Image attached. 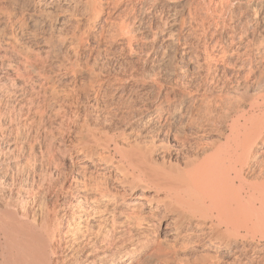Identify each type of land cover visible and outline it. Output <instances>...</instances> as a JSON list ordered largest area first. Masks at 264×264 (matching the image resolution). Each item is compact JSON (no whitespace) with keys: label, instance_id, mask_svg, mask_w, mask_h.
Listing matches in <instances>:
<instances>
[{"label":"bare ground","instance_id":"bare-ground-1","mask_svg":"<svg viewBox=\"0 0 264 264\" xmlns=\"http://www.w3.org/2000/svg\"><path fill=\"white\" fill-rule=\"evenodd\" d=\"M122 1L0 0V264H264V37L257 33L248 46L240 44L252 32L253 24L264 22V0H248L251 5L245 17L237 15L242 0H187L182 13L177 14V10L170 15L171 27H177L178 33L162 30L166 49L179 43L187 16L184 12L193 14L192 7H209L213 22L224 27L228 18L236 21L224 45H218V33L213 45L202 47L201 61H190L201 72L199 82L193 79H197L196 87L192 84L194 89L188 88L186 80L182 82L188 87L178 83L182 69L176 59L170 90L158 96L157 103L151 102L150 110H136L135 95L125 94L121 105L130 110L129 130L115 128L117 125L108 130L106 125L103 138L102 132L82 119L81 127L74 126L75 114L69 110L66 124L64 117L60 118L65 126L61 145L55 143L57 132L50 130V120L60 117L61 105L71 109L80 96L71 91L81 86L72 76L74 79L68 81L72 88L66 90L60 76L66 69L74 70L80 49L92 46L95 61L109 40L122 39L130 48L144 44H138L141 40L137 37H141L135 34V13L115 17ZM135 1L141 12L163 0ZM70 10L74 28L63 33L62 25L68 20L62 13ZM56 41L67 59L55 57ZM174 48L179 50V46ZM161 80L157 78L156 83L162 84ZM95 84L96 80L84 84L85 101H100ZM18 92L21 95L11 102V95ZM34 134L42 138L48 160L42 163L48 166L39 184L26 189L23 184L31 149L28 136L31 139ZM9 140L11 146L7 147ZM111 202L118 209L110 212L111 220H104L106 224L111 221V229L121 228L122 241L117 250L106 251L95 247L90 231L94 227L90 228L89 221H97L99 216L95 204Z\"/></svg>","mask_w":264,"mask_h":264},{"label":"rangeland","instance_id":"rangeland-1","mask_svg":"<svg viewBox=\"0 0 264 264\" xmlns=\"http://www.w3.org/2000/svg\"><path fill=\"white\" fill-rule=\"evenodd\" d=\"M164 1V2H163ZM163 1H161L160 3H158V4H155V5H153V6H151L150 7V9H149V7L148 8H146L145 10H143V11H141L140 12V9H139V4H138V2L137 1H135L134 0V2L133 1H126V0H123L122 2H121V4L119 5V10H116V15H115V17L116 18H118V17H121L122 15H124V13H127V12H130V13H132V15L134 16V13H135V21H136V23L137 24H139V25H137L136 23L134 24V29L136 30V27H137V30L135 31V34H137L136 36H139V34H140V39L137 37V39L138 40H141V41H138V44H140L141 42L142 43H144V44H140V45H138V46H136L135 48L133 47V48H130L128 45H127V43L124 41H121L122 39H119V38H117V39H115V40H109V43H107V47L105 48V47H103L102 48V50H101V52H100V54L97 56L98 57V60H97V57H96V59H95V61H93V58L92 57H94L95 55H96V53L93 55V53H92V46H90V45H86V47H83V49H80V51H79V57H78V63H77V65L75 66V68H74V70H69V69H66V70H64L63 72H64V74H63V72H62V74H61V76H60V79H61V86H62V88H64V89H66V90H69L70 89V87L72 88V86L71 85H69L70 83V81L71 80H73L74 79V77H76L77 78V80L81 83H79V85H81L79 88H77L76 90L74 89L73 91H71V93H76V94H78V95H80V96H82V97H80V96H77V99H75V101H73L72 102V107H71V109H69L68 108V105H61V108H60V117H58V118H56L55 119V117L54 118H52V120H50L51 122H50V125H51V123H52V125L50 126V130L51 131H53V133H55V132H57V133H55L54 134V136L56 137L55 138V143L57 144V145H61V142H62V136H63V132H64V128H65V126L63 125V124H66V119H67V116L69 115V112L70 111H72L73 110V114H75V116H74V118H73V121L75 122V125L74 126H76L77 124V128H79V127H81V123H84V122H86V123H88L89 125H90V127L91 128H96L98 131H100V132H102V136H103V138H105V128H106V125H108L107 126V128L106 129H115V128H120V127H123V128H126V129H130V127L132 126V124L130 123L131 122V118H130V116H131V114H130V110H128L126 107L124 108L123 107V105H121L122 104V102H123V98H124V96H126L125 94H128V93H133V95H135L134 96V98H133V106L135 105V106H137L136 108H135V106H134V108L136 109V110H139V108H140V110H142V111H148V110H150L151 109V107L155 104V103H157V101H158V99L157 98H159L158 96H162V94L166 91V90H170L169 88H171V85H170V81H169V78H170V75H171V72L173 71V68H174V65H173V63L174 62H176V61H174V60H176L177 59V62H178V68H179V64H180V69L179 70H181L182 71V74H181V72H180V78H179V81H178V83L180 84V85H185V86H187L186 84H188V88H190L191 86H193L194 85V87H196V85L198 84L197 82H196V80L199 82L200 80V78H201V72L199 71V69H197V68H193L192 67V65H191V63H190V61H193V62H196L197 60L200 62L201 61V59H202V57H203V49H204V47L205 46H211V44L213 45L214 43H212V41L213 42H215V40L219 37V40H220V42H219V44L218 45H224L225 43H226V36H228V34L229 33H231L232 34V32L235 30V23H236V21H235V19L233 18V20H231L230 18H228L227 20H226V23H225V27H224V24L223 23H217V22H213L214 21V19H213V17H212V14H213V12H212V10L211 9H209V7H206L205 5H202L201 7H198L200 10H202V11H200L198 8V10H199V12H200V14L198 15V13L199 12H197L198 10L197 9H194V7H192V12H193V14H189L188 12H184V14H187V16L185 15V24H184V26H183V29H182V32H180V36H181V38H180V41H179V43H176V45H174V46H179V50L176 52L175 51V48H174V46H172L171 48H169V49H166L164 46H165V44L162 42L163 41V34H164V31H166V30H171L172 29V32L173 33H178L177 31H179L178 30V28L177 27H171V24H170V20H171V18H172V16H170V15H173V13H177L176 11L178 10V13L177 14H180V13H182V9H184V6H185V4H186V2H187V0H163ZM168 1V2H167ZM195 3H197V2H199L198 0H193ZM192 1V2H193ZM247 1V2H246ZM242 0V4H241V11L239 12V11H237V15L239 16V13H242L243 14V17H245V15H247L248 13V10H246L247 9V7L249 6V5H251V1H248V0ZM127 2V4H125ZM129 2V3H128ZM131 3V4H130ZM167 4V5H166ZM131 5V6H130ZM133 5V6H132ZM193 6H194V4H192ZM130 6V7H129ZM155 6V7H154ZM170 8H169V7ZM175 6H176V8H178V9H176L175 8ZM183 6V7H182ZM121 7V8H120ZM123 7V8H122ZM128 7V8H127ZM159 7V8H158ZM174 7V8H173ZM186 7V6H185ZM243 7V8H242ZM133 8H136V10H137V12H136V10H133ZM153 8H154V10H153ZM157 10H156V9ZM245 8V9H244ZM121 9V10H120ZM128 9H130V10H128ZM175 9V10H174ZM206 9V10H205ZM124 10V11H123ZM153 10V11H152ZM165 10L167 11V12H165ZM195 10V11H194ZM211 10V11H210ZM119 11V12H118ZM146 11V12H145ZM161 11V12H160ZM244 11V12H243ZM121 12V13H120ZM156 12H158V13H156ZM170 14H169V13ZM204 14V15H202V13ZM70 13V14H69ZM137 13H138V16L136 17V15H137ZM151 13V14H150ZM153 13V14H152ZM197 13V14H196ZM155 14V15H154ZM160 14V15H159ZM167 14H169V15H167ZM188 14L190 15V16H188ZM194 14H196L195 16H196V18L199 20H197L196 18H195V16H194ZM210 16H209V15ZM242 14H240V16H242ZM245 14V15H244ZM72 15H73V12L70 10V11H64V13H62V16L64 17V18H66L68 21V24H67V22L64 24L65 25V28H64V25H62V29H61V31L63 32V33H65V32H67V31H69V30H72L73 28H72V26H74V19L72 18ZM152 15V16H151ZM169 16V18L167 17V16ZM193 15V16H192ZM199 16V18H198V16ZM201 15V16H200ZM204 16V17H203ZM143 17V18H142ZM158 17V18H157ZM159 17H160V19H159ZM164 17V18H163ZM202 17L204 18V20L202 19ZM207 17V18H206ZM212 17V18H211ZM158 20H157V19ZM165 18H167V20L165 19ZM186 18H187V20H186ZM190 20H189V19ZM140 19V20H139ZM162 19V20H161ZM209 19V20H208ZM150 20V21H149ZM161 21V22H158V21ZM165 22H164V21ZM194 21V22H192V21ZM203 20V21H202ZM212 20V23H210V21ZM205 21V22H204ZM209 21V22H208ZM71 22V23H70ZM156 22L157 23H159V24H156ZM167 22H169L168 23V25L166 24ZM201 22H204V24L203 23H201ZM207 22H208V24H207ZM229 22V23H228ZM148 23V24H147ZM163 23H165V24H163ZM195 23V24H194ZM205 23H206V25H205ZM210 23V24H209ZM215 23V24H214ZM162 24V25H161ZM193 24V25H192ZM230 24V25H229ZM157 25H158V27H157ZM199 25H201V26H199ZM209 25V26H208ZM216 25V26H215ZM222 25V26H221ZM254 25V27H255V30H254V27L252 28V32H250L249 33V35H248V37L246 36V38L245 37H243V40L241 41V46H248V44H250L251 43V39H252V35H256V36H258L257 35V33L259 34V36H262V37H264V22H262V24L261 23H259L258 25H256V24H253ZM69 26V27H68ZM136 26V27H135ZM154 26H156L155 28H154ZM161 26V27H160ZM162 26H164V27H162ZM192 26V27H191ZM195 26H197V27H195ZM217 26H219V27H217ZM227 26H228V28H227ZM232 26V27H231ZM169 27V28H168ZM185 27V28H184ZM191 28V30H190V28ZM216 27V28H215ZM232 28V30L233 31H231V28ZM263 27V28H262ZM139 28V29H138ZM162 28V29H161ZM195 29V31H194V29ZM198 28V29H197ZM201 28H203V29H200ZM210 28V29H209ZM211 28H213V29H211ZM219 28V29H218ZM67 29V30H66ZM164 29V31H162ZM208 29V30H207ZM214 29H215V31H214ZM226 29V30H225ZM229 29V30H228ZM257 29V30H256ZM259 29H263V30H259ZM66 30V31H65ZM196 30H197V32H196ZM199 30V31H198ZM207 30V31H206ZM221 30V31H220ZM228 30V31H227ZM259 30V31H258ZM151 31H152V34H151ZM184 31V32H183ZM187 32V34H185L186 32ZM193 33H192V32ZM204 31H205V33H204ZM219 31V32H218ZM260 31H262V32H260ZM162 32V33H161ZM200 33V35H199V33ZM207 32V33H206ZM214 32V33H213ZM158 33L159 34H161V35H158ZM190 33V34H189ZM196 33V34H195ZM219 33V34H218ZM223 35H222V34ZM252 33V34H251ZM156 34V35H155ZM207 34V35H206ZM216 36H215V35ZM219 36H218V35ZM146 35V36H145ZM150 35V36H149ZM184 35V36H183ZM189 35V36H188ZM192 35V36H191ZM143 36V37H142ZM204 36V37H203ZM218 36V37H217ZM150 39H149V38ZM208 37V39L206 40V38ZM224 37V38H223ZM251 37V38H250ZM144 38H147V39H144ZM158 38H159V40H158ZM185 38V39H184ZM198 38H199V40H198ZM209 38H210V40H209ZM213 38V39H212ZM249 39V41H248V39ZM182 39H184L185 40V42H184V40H182ZM187 39V40H186ZM201 39V40H200ZM224 39V40H223ZM40 40V39H39ZM42 40V39H41ZM40 40V41H41ZM120 41V42H119ZM182 41V42H181ZM198 41V42H197ZM203 41V43H201ZM224 41V42H223ZM114 42H116V43H114ZM140 42V43H139ZM149 42H150V44H149ZM193 42H194V44H193ZM207 42V43H206ZM208 42H210V44L208 43ZM244 42H246V43H244ZM120 43H122V44H120ZM159 43V44H158ZM196 43H197V45H196ZM153 44V45H152ZM157 44V45H156ZM163 44V45H162ZM180 44H182V45H180ZM184 44V45H183ZM201 44V45H200ZM244 44V45H243ZM110 45H112V46H110ZM117 45V46H116ZM145 45V46H144ZM147 45V46H146ZM148 45H150V46H148ZM192 45V46H191ZM200 45V46H199ZM57 46V47H56ZM58 46H60V47H58ZM140 46H141V48H140ZM142 46L144 47L143 49H142ZM159 46V47H158ZM190 46V47H189ZM204 46V47H203ZM138 47V48H137ZM185 47V48H184ZM202 47H203V49H202ZM54 48L56 49L55 51H54V55H56L55 57H57V58H59V59H63L64 57L67 59L68 58V56L65 54V52H64V50H61V44H60V42L59 41H56L55 42V46H54ZM85 48V49H84ZM111 48V49H110ZM149 48V49H148ZM187 48V49H186ZM60 49V50H59ZM104 49V50H103ZM128 49H130V50H128ZM145 49V50H144ZM156 49V50H155ZM186 49V50H185ZM189 49H191V50H189ZM200 51H199V50ZM81 50H83V51H81ZM88 50V51H87ZM140 50H141V52H140ZM157 50H158V52H157ZM167 50V51H166ZM195 50V51H194ZM87 51V52H86ZM103 51H105V53H103L102 54V52ZM139 51V52H138ZM142 51H143V53H142ZM154 51V52H153ZM159 51H160V53H159ZM189 51H190V53H189ZM192 51H194V52H192ZM202 51V52H201ZM83 54H82V53ZM161 52H163V53H161ZM180 52V53H179ZM184 52V53H183ZM186 52H188V53H186ZM192 52V53H191ZM197 52H198V54H197ZM201 52V53H200ZM1 54H3V51L2 52H0ZM62 53H64V54H62ZM112 53V54H111ZM169 53V54H168ZM179 53V54H178ZM183 53V54H182ZM60 54V55H59ZM89 54V55H88ZM153 54H155V55H153ZM188 54H190V55H188ZM192 54V55H191ZM202 54V55H201ZM105 55H106V57H105ZM110 55V56H109ZM143 55V56H142ZM162 55V56H161ZM178 55V56H177ZM180 55V56H179ZM199 55H201V56H198ZM60 56V57H59ZM62 56V57H61ZM85 56V57H84ZM92 56V57H91ZM158 56V57H157ZM167 56V57H166ZM169 56V57H168ZM182 56L184 57V59L182 58ZM191 56V58L190 59H188L189 57ZM83 57V58H82ZM101 57H105L104 59L102 58L101 59ZM111 57V58H110ZM181 57V58H180ZM86 60H85V59ZM92 58V59H91ZM150 58V59H149ZM179 58V59H178ZM185 58H187V59H185ZM100 59V60H99ZM152 59V60H151ZM183 59V60H182ZM194 59V60H193ZM82 60H84L85 62H83ZM88 60H90L89 62H88ZM97 60V61H96ZM102 60V61H101ZM111 60V61H110ZM161 60V61H160ZM188 61V62H187ZM108 62V63H107ZM167 62H169V63H167ZM184 63V65H183V63ZM83 63H85V65L83 64ZM90 63V64H89ZM103 63H105V64H103ZM120 63V64H119ZM145 63V64H144ZM161 63V64H160ZM165 63V64H164ZM171 63V64H170ZM189 63V64H188ZM87 64V65H86ZM103 64V65H102ZM137 64V65H136ZM97 65V66H96ZM99 65L102 67V68H100L99 67ZM105 65V66H104ZM125 65V66H124ZM155 65H156V67H155ZM159 65V66H158ZM182 65V66H181ZM187 65V66H186ZM86 66V67H85ZM89 66V67H88ZM96 66V67H95ZM141 66V67H140ZM99 67V68H98ZM103 67H105V68H103ZM132 67V68H131ZM170 67V68H169ZM192 67V68H191ZM89 68V69H88ZM95 68H97V70H94ZM114 68V69H113ZM158 68V69H157ZM184 68H186V70L187 71H183V70H185ZM101 69V70H100ZM103 69V70H102ZM111 69V70H110ZM157 69V70H156ZM169 69H171V70H169ZM86 70V71H85ZM89 70V71H88ZM92 70V71H91ZM105 70V71H104ZM142 70V72H140ZM147 70V71H146ZM150 70V71H149ZM192 71V72H194V73H191L190 71ZM194 70V71H193ZM83 71V72H82ZM90 71L92 72V73H95L94 75L96 76H102L101 77V79H100V77L98 76H94L92 73H90ZM100 71V72H99ZM120 71V72H119ZM156 71V72H155ZM189 71V72H188ZM230 70H228V72H229ZM67 72V73H66ZM97 72H99V73H101V74H99V73H97ZM137 72V73H136ZM140 72V73H139ZM144 72H145V74H144ZM69 73V74H68ZM81 73H82V75H81ZM117 73V74H116ZM130 73V74H129ZM143 73V74H142ZM159 73V74H158ZM186 73H188V74H186ZM193 74V75H191V74ZM196 73V74H195ZM66 74V75H65ZM86 74V75H85ZM89 75V77H87L88 75ZM90 74H91V76H90ZM111 74V75H110ZM126 74H128V75H126ZM133 74H134V76H135V74H136V76L134 77L133 76ZM139 76H138V75ZM149 74V75H148ZM151 74V75H150ZM153 74V75H152ZM164 74V75H163ZM166 74V75H165ZM169 74V75H168ZM184 74V76L185 77H183L182 75ZM189 74H190V76H189ZM79 75V76H78ZM103 75H104V77H103ZM144 75V76H143ZM148 75V76H147ZM157 75V76H156ZM199 75V76H198ZM72 76H74V77H72ZM85 76V77H84ZM94 76V77H93ZM120 78H119V77ZM154 76H156V77H154ZM164 76H166L165 77V79H164ZM190 77V79H189V77ZM68 77V78H67ZM79 77V78H78ZM181 77H182V80H180L181 79ZM197 78V79H195V81L193 80L194 78ZM199 77V78H198ZM69 78H70V80H69ZM72 78V79H71ZM88 78H89V80H88ZM107 78V79H106ZM129 78V79H128ZM135 78V79H134ZM141 78H144V79H141ZM149 78V79H148ZM153 78V79H152ZM157 78H160V79H163V81H162V84H157L156 83V79ZM66 79V80H65ZM84 81H82V80ZM97 79H100L99 80V82H98V80ZM146 79V80H145ZM149 81H148V80ZM152 79V80H151ZM91 80H96V86L100 89V97H99V99H100V101L97 99V100H90V101H85L84 100V84H87V83H89V81H91ZM110 80V81H109ZM121 80V81H120ZM141 80V81H140ZM153 80H154V82H153ZM184 80H186L187 82H186V84H184L185 83V81ZM189 80H190V84H189ZM192 80V81H191ZM68 82V84H67V82ZM88 81V82H87ZM109 81V82H108ZM120 81V82H119ZM169 82V84H168V82ZM184 83H183V82ZM113 84V87H112V84ZM114 82V83H113ZM119 82V83H118ZM140 82V83H139ZM151 84H150V83ZM167 84H166V83ZM193 82H195V84L193 83ZM64 83H66L67 85H65ZM99 83V84H98ZM116 83H117V85H116ZM123 83V84H122ZM182 83V84H181ZM83 84V85H82ZM117 86H115V85ZM122 84V85H121ZM148 84V85H147ZM193 84V85H192ZM101 85V86H100ZM119 85H121V86H119ZM151 85V86H150ZM154 85H155V87H154ZM105 86H106V89H105ZM125 86V87H124ZM116 87V89H114ZM133 87V88H132ZM145 87V88H144ZM160 87V88H159ZM167 87V88H166ZM194 87H192V88H190V89H194ZM69 88V89H68ZM123 88V89H122ZM157 88V89H156ZM119 89V90H118ZM81 90V91H80ZM77 91H79V92H77ZM83 91V92H82ZM129 91V92H128ZM150 91V92H149ZM157 91V92H156ZM162 91V92H161ZM102 92H104V93H102ZM121 92V93H120ZM124 93V95H123V93ZM128 92V93H127ZM136 92H138V93H136ZM155 92L157 93V94H155ZM102 93V94H101ZM114 93V94H113ZM136 93V94H135ZM113 96H111V95ZM118 94V95H117ZM120 94H121V96H123V97H121L120 96ZM139 94V95H138ZM19 95H21V92H18V93H16V94H12L11 95V97L12 98H10V100H11V102H14L18 97H19ZM101 95H102V97H104L105 95V97H104V99L101 97ZM109 95L111 96V97H109ZM141 95V96H140ZM115 96L117 97V98H115ZM17 97V98H16ZM107 97V98H106ZM119 97L121 98L120 100H119ZM136 97H138V98H136ZM105 101H103V103L101 102L102 101V99ZM114 98V99H113ZM135 98H136V100H137V104H135ZM150 98V99H149ZM152 98V99H151ZM108 99H110L109 101H111V102H109L108 101ZM117 99V100H116ZM14 100V101H13ZM116 100V101H115ZM113 101H115V102H113ZM83 102V103H82ZM87 102V103H86ZM89 102V103H88ZM91 102V103H90ZM109 102V103H108ZM118 102V103H117ZM139 102V103H138ZM154 103L153 105H152V103ZM94 103V104H93ZM100 104V106H99V104ZM108 103V104H107ZM115 103V104H114ZM120 103V104H119ZM74 104V105H73ZM103 104V105H102ZM111 104H112V106H111ZM91 105V106H90ZM108 105V106H107ZM117 106V108L115 107V106ZM121 105V106H120ZM78 106V107H77ZM84 108H83V107ZM94 106V107H93ZM107 106V107H106ZM141 106V107H140ZM147 106V107H146ZM86 107V108H85ZM89 107V109H87ZM101 107V108H100ZM111 109H110V108ZM116 109H115V108ZM120 107V108H119ZM144 107H145V109H144ZM149 107H150V109H149ZM65 108H67V109H65ZM79 109V111H81V112H79L78 111V109ZM83 108V109H82ZM94 108V109H93ZM119 108V109H118ZM138 108V109H137ZM76 109V110H75ZM81 109V110H80ZM144 109V110H143ZM70 110V111H69ZM75 110V111H74ZM89 110V111H88ZM90 110H92L93 112H91ZM97 110V111H96ZM106 110H108V111H106ZM114 110V111H113ZM86 111V112H85ZM95 111H96V113H95ZM110 111H111V113H112V115L115 113V115H111V113H110ZM123 111H124V113H123ZM126 111V112H125ZM77 112V113H76ZM79 112V113H78ZM88 112V113H87ZM106 112V113H105ZM121 112V113H120ZM62 113V114H61ZM65 113V114H64ZM66 113H67V115H66ZM81 113V114H80ZM90 113V114H89ZM99 115H98V114ZM100 113H102V114H100ZM121 114V115H119V114ZM89 114V115H88ZM125 116H124V115ZM126 114H128L127 116H126ZM103 117H102V116ZM119 115V116H118ZM130 115V116H129ZM81 116V117H80ZM98 118H97V117ZM122 116V117H121ZM123 116H124V118H123ZM63 118L64 119V123L62 124V122H61V120H60V118ZM116 117H121V118H116ZM126 117H128V118H126ZM89 120H88V119ZM91 118H93L92 119V121H91ZM94 118H96L97 120H94ZM103 118V119H102ZM113 118V119H112ZM80 119H82V120H80ZM99 119V120H98ZM102 119V121H100ZM128 121H127V120ZM57 120V121H56ZM77 120H79V121H77ZM106 120V121H105ZM113 120H114V122H113ZM119 120V121H118ZM122 120V121H121ZM124 120H126V121H124ZM67 122H68V119H67ZM91 122V123H90ZM93 122V123H92ZM95 122V123H94ZM99 122V123H98ZM103 122H104V124L105 125H103ZM105 122H107V123H105ZM116 122V123H115ZM54 123V124H53ZM120 124V126H118V124ZM130 123V124H129ZM98 124V125H97ZM113 124V125H112ZM121 124H123L122 126H121ZM57 125V126H56ZM59 125V126H58ZM104 127H103V126ZM112 127H111V126ZM117 125V126H116ZM130 125V126H129ZM102 126V127H101ZM116 126V127H115ZM58 127V128H57ZM75 127V128H76ZM115 127V128H114ZM102 128V129H101ZM57 129V130H56ZM60 129H63V130H60ZM128 129V130H129ZM76 130V129H75ZM82 130V131H81ZM80 131L81 132H84L85 131V129H81ZM61 131V132H60ZM61 133V135H59ZM58 134V135H57ZM58 136V137H57ZM59 136H60V138H59ZM57 138H59V140L57 139ZM102 138V137H101ZM37 140V143L35 142V141ZM10 142H9V144H8V142H7V147H8V145H10L11 146V140H9ZM30 141V144H31V149H30V155H28V165H29V167H28V165H27V170H26V175H27V179H26V181H25V183L28 185V186H26V184L24 183L23 185L25 186V188L26 189H30V188H32V187H36V185H38L39 184V182L41 181V178H42V176L44 175V173H45V171H46V169H47V166H48V164H44V163H42V162H45V163H48V162H46V161H48L47 160V156H46V153H45V151H43L44 149V145H43V141H42V138L40 137V136H38V134H34V136L30 139V137L28 136V142ZM40 141V142H39ZM33 142V143H32ZM35 143V144H34ZM38 143L40 144L41 143V145H38ZM33 146V147H32ZM36 146H38V147H36ZM41 146V147H40ZM39 149L38 151H37V149ZM43 149V150H42ZM36 150V152H34ZM44 153H43V152ZM36 153V154H35ZM40 153H42V155L40 154ZM42 156H40V155ZM44 154V155H43ZM29 156H31V157H29ZM39 157V158H37V157ZM45 156V157H44ZM44 160H43V159ZM45 158H46V160H45ZM41 159V160H40ZM33 161V162H32ZM40 162V163H38L37 164V162ZM32 163V165H31V163ZM30 163V164H29ZM14 164V163H13ZM38 166H37V165ZM40 164H41V166H40ZM36 165V166H35ZM45 165H46V167H45ZM30 166H33L32 168L30 167ZM41 167H42V169H41ZM43 167H45L44 169V171H43ZM29 168V169H28ZM31 168V169H30ZM36 168V169H35ZM34 169V170H33ZM29 170H30V172L31 173H33V174H30V172H29ZM11 172H13V169L12 170H10ZM28 171V172H27ZM39 171V172H38ZM43 171V172H42ZM35 172H37L38 173V175H37V173H35ZM42 172V173H41ZM30 174V175H29ZM33 175V176H32ZM29 177V178H28ZM31 177V178H30ZM32 178H33V180H32ZM38 178V179H37ZM31 179V180H30ZM28 180V181H27ZM35 180H37V181H35ZM29 181H30V183H29ZM31 181H33V182H31ZM39 181V182H38ZM35 182V183H34ZM36 182H38V183H36ZM29 183V184H28ZM33 185H32V184ZM32 186H31V185ZM35 184V185H34ZM111 204V205H110ZM115 206H113V205ZM95 205H97L99 208V210L97 209V207L96 206H93V208H95L96 207V211L95 212H97V214L99 215L98 217H97V221H99L100 222V224H99V222H97V221H89L90 223H91V225H90V223H89V226H90V228H92V225H93V229H91L90 231L92 232V238L94 239L93 240V242H95L94 243V245H95V247L96 248H98V247H106V249L105 248H99L100 250H106V251H108V250H110L111 251V249L114 251V250H117L119 247H120V244H121V242H119V241H122V238H120V235H121V233L119 232L120 230L118 229V227H116V229H111V221H109L110 223H108V224H106V222H107V220H111L112 218L110 217V215L113 217V214L115 213V209H118L117 208V204H115L114 202H111V203H109L108 205H105V204H103L102 203V205L101 204H95ZM110 206H112V207H110ZM103 208L106 210V211H104L103 210ZM109 208H112V209H109ZM98 210V211H97ZM111 210V211H110ZM106 212H108V213H106ZM113 213V214H111V213ZM101 214V215H100ZM105 216V217H104ZM116 216L117 217H119L120 219H123L124 220V217L123 216H120V214H116ZM99 217H100V219H99ZM103 218V219H102ZM107 219V220H104V219ZM119 219V220H120ZM94 222H96L95 224L98 226V229L96 228V226H95V224H94ZM103 222V223H102ZM104 222H105V225H104ZM111 224V225H110ZM103 225V226H102ZM105 227V228H104ZM108 228V229H107ZM120 228V227H119ZM95 229H97L96 230V232H97V234H96V232L94 233V230ZM102 229H104L103 231H102ZM121 229V228H120ZM109 230V231H108ZM116 230H117V232H116ZM119 230V231H118ZM113 231V232H112ZM104 232V233H103ZM100 233H102L103 235L101 236L100 235ZM106 233V234H105ZM110 233V234H109ZM116 233V234H115ZM119 235H118V234ZM111 235V236H110ZM119 237H118V236ZM96 236V237H95ZM113 236V237H112ZM117 236V237H116ZM98 237V238H97ZM102 238H104V239H102ZM114 238V239H113ZM118 239V240H117ZM95 240H97V241H95ZM99 240H101V241H99ZM108 240V241H107ZM115 242H114V241ZM107 243L108 242V244H106L105 242ZM117 242V243H116ZM119 242V243H118ZM113 243H115V244H113ZM113 244V245H112ZM105 245V246H104ZM109 245L111 246V247H109ZM114 246V247H113ZM117 248H116V247ZM119 246V247H118ZM116 248V249H115ZM78 255V253H75L74 255Z\"/></svg>","mask_w":264,"mask_h":264}]
</instances>
